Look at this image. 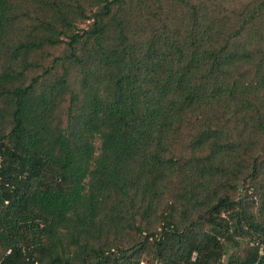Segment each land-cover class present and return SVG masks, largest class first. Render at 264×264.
Here are the masks:
<instances>
[{"label": "trees", "instance_id": "1", "mask_svg": "<svg viewBox=\"0 0 264 264\" xmlns=\"http://www.w3.org/2000/svg\"><path fill=\"white\" fill-rule=\"evenodd\" d=\"M0 264H264V0H0Z\"/></svg>", "mask_w": 264, "mask_h": 264}, {"label": "rangeland", "instance_id": "2", "mask_svg": "<svg viewBox=\"0 0 264 264\" xmlns=\"http://www.w3.org/2000/svg\"><path fill=\"white\" fill-rule=\"evenodd\" d=\"M89 23H90V22H85V23H83V24H80L79 27H80V28H86V26H87ZM96 146L98 147V146H99V143H96ZM243 247H244V248L246 247V244H245V243H243ZM223 262L226 263V259H224Z\"/></svg>", "mask_w": 264, "mask_h": 264}]
</instances>
